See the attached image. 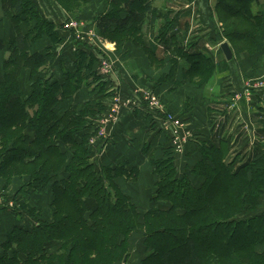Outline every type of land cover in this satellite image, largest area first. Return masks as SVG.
Listing matches in <instances>:
<instances>
[{"label":"trees","instance_id":"1","mask_svg":"<svg viewBox=\"0 0 264 264\" xmlns=\"http://www.w3.org/2000/svg\"><path fill=\"white\" fill-rule=\"evenodd\" d=\"M153 1L107 0L94 27L125 55L135 47L152 64L167 66L159 84L179 72L175 85L205 87L214 60L195 48L196 41L184 45L171 30L175 18ZM257 1H214L223 28L212 41L225 39L242 54L264 53V19L251 9ZM57 3L65 8L63 0ZM0 14L13 30L10 39L0 36V52L9 51L0 64V180L4 188L17 183L16 195L31 191L47 199L32 205V198L15 196L33 220L4 235L0 264H115L126 261L137 231L144 248L138 264H264V143L231 153L228 139L196 142L198 156L179 173L170 143L144 141L140 152L155 181L141 211L121 187L139 179V166L122 156L92 160L95 120L115 94L98 73L99 51L76 41L68 63L58 65L59 75L42 73L63 40L61 25L43 17L34 0H0ZM157 18L163 23L149 40L144 25ZM45 40L42 51L36 49ZM79 93L81 101L73 102ZM111 138L110 144L121 142Z\"/></svg>","mask_w":264,"mask_h":264},{"label":"crops","instance_id":"2","mask_svg":"<svg viewBox=\"0 0 264 264\" xmlns=\"http://www.w3.org/2000/svg\"><path fill=\"white\" fill-rule=\"evenodd\" d=\"M175 1V3H173ZM182 1V2H180ZM214 1L216 0H154L153 5L157 7L159 10L162 11H169V17H174V24L171 28L172 31H178L181 35L180 39L184 43V45L191 42V40L196 41L195 48L204 52L207 55L215 54L214 56V63H215V72L213 77L209 80V82L203 88H196L193 90L192 87H188V85L180 86L174 85L172 81L175 80V77H179V72L176 74L175 77L169 79L170 84L169 87L167 86L166 89H163V86L158 87L159 91L166 95L168 101L171 98H174L172 95H178L180 89H183V97L188 96L190 98L195 97V107H198L195 111V116L193 115L190 117L189 121L193 122V127L195 129V133L198 134L197 138L193 139L190 143L185 141L182 147V150L178 152L175 149V155L177 162L181 165H185V162L192 158V155H197L198 149L195 147L196 142L199 143L202 140H209L214 143H220L224 139L229 140L230 152L237 149V151L241 152H248L252 150V146L254 142L258 141V143H264V87L260 89H253L250 95H246L245 91V81L247 79L257 78L258 72H254L249 68V66H253L255 61H259L260 59L264 60V55L261 52H257L255 54L257 57L248 59H233L234 56L238 55L235 51L232 50L233 57L231 60H227L224 56L221 49H216V45L222 42V40H218L216 43L215 36H217V32H221V27L218 24L217 17L214 14L213 6ZM264 0H258L257 2L253 3L251 9H254V12H259L262 14L264 19ZM152 25L147 24V29L151 28V32L148 33V39L152 40L153 34L156 33L160 25H162L163 20L162 18H157L152 21ZM220 22V21H219ZM160 24V25H159ZM146 26V25H145ZM94 27V23H93ZM95 28V27H94ZM9 27L7 26V32ZM153 30V31H152ZM11 31V30H10ZM9 34V33H8ZM2 36V38L9 39L13 35ZM213 37V41H212ZM154 38V37H153ZM210 46V47H209ZM214 48V49H213ZM97 51L103 53V47H96ZM130 55L129 59H127V54L124 61H120L118 67H116V72L112 78V86L116 95H119L120 101L125 102L126 100L129 104L125 105L120 110V115H118V119L120 123H117V127L119 128L120 125L127 123V120L130 118L133 120L138 119L139 121H151L155 123V127L157 129L148 128L146 124H144V130L141 129L143 132L148 131L149 129L153 131H149L148 133L152 136L156 137V140H162L169 136V134H173V127L167 122L166 116L164 113H160V111L156 109H151L153 114L144 113L139 110H135L136 112L133 114L128 107L133 106L135 103L137 104L138 95L141 94L142 91L138 86L144 87L149 86V81L154 75L157 73L151 63L147 60L146 54L138 49L130 47ZM212 50V51H210ZM108 53V51L106 50ZM112 53V52H110ZM9 54L8 52H0V64L4 58H7ZM113 54V53H112ZM240 56V55H238ZM237 57V56H236ZM259 58V59H258ZM126 60V61H125ZM250 60V61H249ZM259 64V63H258ZM264 64V63H263ZM111 69L106 72L105 74H110L114 67L110 61ZM255 67V66H254ZM167 67H165L166 69ZM247 68V69H246ZM98 69V73L102 76H105L102 73L101 69ZM229 74V75H228ZM252 75L253 77H251ZM230 80V81H229ZM168 85V84H167ZM137 87V88H136ZM153 88V86L151 87ZM129 90L127 95L125 94L126 91ZM144 90V89H143ZM213 92L215 94V107H212V114L208 111L209 108L207 107V99H205L204 92ZM148 91L147 89L144 90ZM198 93H197V92ZM138 92V93H136ZM193 92V93H192ZM196 92V93H195ZM179 93V94H180ZM189 94V95H188ZM114 95V94H113ZM185 95V96H184ZM235 100L234 107H229L232 104L231 100ZM112 100V96L107 99V102L110 103ZM182 99H177V103H181ZM107 103V105H109ZM134 103V104H133ZM210 103V102H209ZM130 104H133L130 106ZM145 104V103H144ZM163 106L165 103H163ZM168 105L170 109L175 106V101ZM211 105V104H209ZM139 107V104H138ZM186 107L184 109L178 107L176 104V110L178 112L179 118H187L189 113L186 112ZM138 112V113H137ZM156 113V114H155ZM214 114V115H213ZM166 119V123H165ZM163 122H162V121ZM131 122V120H129ZM111 126H107V131L110 137H113L112 134L109 132V128ZM116 127V130H117ZM179 133L181 132L182 135H185L189 129L187 128V124L185 121H182V128H178ZM124 135V138H123ZM120 136L121 141L128 140L129 146L131 145V140L125 137V134ZM197 139V140H196ZM123 141V142H124ZM121 144V142H119ZM115 146L114 153H109V156L113 158L116 157H124V154H130L129 157H124L129 160V163H132V148H123V151L120 150L122 146L119 148L120 145ZM109 145H112L109 143ZM133 147V146H132ZM233 153V152H232ZM143 170L141 169V174H143ZM141 177V176H139ZM142 184H138V190L140 198H142L141 203L139 204V208L145 207V209L149 206L147 202L149 196L147 194V190L145 187L146 182L141 181ZM133 183V182H129ZM121 184L125 185L126 183ZM3 183L0 180V186ZM128 185V184H127ZM18 184H12L8 189H2L0 187V194L7 195L9 191H16ZM16 187V188H15ZM14 188V190H13ZM138 194V191H135ZM39 195L33 196L32 201L35 202V199L43 200L46 202V198H38ZM145 201V202H144ZM144 202V203H143ZM42 203V202H41ZM19 220V219H18ZM18 224V221L7 211V210H0V242H2L4 235L10 230V228L14 225ZM1 251V247H0ZM139 258L136 256H129L126 261L117 262L115 264H138Z\"/></svg>","mask_w":264,"mask_h":264},{"label":"rangeland","instance_id":"3","mask_svg":"<svg viewBox=\"0 0 264 264\" xmlns=\"http://www.w3.org/2000/svg\"><path fill=\"white\" fill-rule=\"evenodd\" d=\"M34 2L37 5L38 10L43 17L47 18L48 20L53 21L54 23H56L58 25H61L60 33L63 36V40L59 44V47L57 48V50L55 52L53 61L45 64L46 66H44L43 68H40L39 71L41 70L42 73L45 72L47 74L49 72H52V73H54V75H59V73H58L59 66L58 65L61 63V61H62V63L63 62L68 63L67 61L69 59V56L75 50L76 44L78 45V43H76V41L77 42H86L88 45H90L91 47H94V48L103 47V49H102L103 53L99 51V60H97L98 61L97 68L99 67V69H101V63L103 64L104 62H106V64L111 69V66H110V61H111L114 69L110 74H108V75L105 74V78H107L112 85V82H113L112 78H113L114 73L116 72V67L119 66L120 61H122V62L124 61L123 59H125L126 55L123 53V49H121V48L119 49L117 47L115 42H113L109 39H105L104 37H102L97 32V30L93 27V20H92L94 15L99 14L100 12H102V10L106 9L107 0H63V3H64L63 5H65L66 9L64 7H61L57 3V0H34ZM178 2H179V0H178ZM180 2H182V1H180ZM173 3H175V1ZM252 11L254 12L255 10L252 9ZM75 21L79 25L82 24L81 26L78 27V29L70 26V23H75ZM218 24L222 29L223 23L219 22V20H218ZM7 26L9 27V29L11 31L8 30V32H7ZM89 29H92V31H93V33H92L93 35L91 36V38H90V36H88L86 34V30H89ZM144 32L147 36H149L148 33L151 32V28L147 29V25L146 26L144 25ZM6 33L8 36L13 35V30H12L8 20L5 19V17L2 16V14H0V36H5L4 34H6ZM76 35H83L84 37H86V35H87L88 38H84V40H78ZM216 42L217 41H215L214 43H216ZM222 42H226V40L222 39ZM222 42H220V43H222ZM46 43H47L46 40L44 42H42L41 44L38 43L36 45V49L42 51V49ZM228 45L231 49L237 48V47L235 48L234 46L231 47L230 44H228ZM236 45L238 46L239 44H236ZM239 48L240 47H238L237 49L239 50ZM132 49H133V47H132ZM159 49H160V52L158 51V56H162V46L161 45H159ZM237 49H236V51L235 50H233V51H235V53L240 55V56H238V55H236L237 57L232 56L233 59H235V58L243 59L245 57L248 59H251V58L257 57L255 55V54H257V52L251 53V54L244 52L245 54H242V53H238ZM106 50L108 51V53L106 52ZM214 50H218V48H216ZM130 51L131 50H129L127 53V57H126L127 59H129V57H131ZM210 51H212V50H210ZM110 52H112L113 54ZM262 54L264 55V53H262ZM214 55L215 54H210V56L212 57L213 60L215 57ZM147 60L149 61L148 57H147ZM263 63H264V60L262 61L260 59L258 62L255 61L253 63V66L252 65L249 66L248 69H250L251 72L252 71L258 72V74L256 75L257 78H252V79H259V80L264 82V64ZM151 65L155 70H157V73L154 75L153 78L150 79V81H149L150 83H149L148 87L147 86H144V87L138 86V88L140 90L137 89V91H142V92H141V94H136V95H138L137 96L138 100L136 101L137 104L136 103L135 104L133 103L134 105L130 104V106L131 105H133V106L128 107V110H130L131 113H133V114L137 110L142 111L143 114L144 113H148L151 115L153 114V111L149 107L148 103L143 101L142 97H141L144 90L147 89L148 91H145V92H148V93L154 95L156 98H158V100H161V102L165 103L164 104V111H165L164 114L166 117L169 114L174 119H178L181 123H182V121L186 122L187 128L189 129V131H187V133L184 135V138H185V141H188L190 143L193 139H195V137L197 138V136H198V134L195 133V129L193 127V122H192L193 119L191 121H189L190 117H192L193 115L195 116V114H196L195 111H198L197 110L198 107H195V105H194L196 102V99H195V97L190 98V97L185 96V95H184L185 97H183L182 96L183 95V89H180L179 91H181V93L179 92L180 94L178 93L177 96H175L177 93L172 95L174 98H171V100L168 101V99L166 98V95L159 91L160 88L158 89V87H161V86H163V89H166L167 86L169 87V84H170L169 79L167 82H164V83L159 84V82H158L159 78L161 79L162 75H163L161 71H163L165 74L167 72L168 68L165 69V67H167V66L161 67V66H158L157 64L155 65L152 63H151ZM0 71H1V69H0ZM250 76L253 77L252 75H250ZM23 80H24V84L26 87L27 86L26 79L23 78ZM178 81H181L180 76L177 78L175 77V80L172 82L175 85ZM185 84L188 85V87H192L193 90H195V87L198 88L193 82H191V83L185 82L181 86H184ZM152 86H153V88H151ZM252 90L253 89H251V93H252ZM124 91H126L125 92L126 95L129 92V90H124ZM210 91L211 90H208V92H204V95H205L204 98L207 99L206 103H207V107L209 108L208 111L211 113L212 109H214L212 107H215L214 106L215 101H213L212 99H215L216 97H214L215 94H212L213 92H210ZM112 97H113V95H112ZM81 98H82V95L79 93L73 99V102L81 101ZM177 99H182L183 101L181 103H177L176 102ZM173 101H175V106H173V108H171V109H170V106L168 108V105H166V104L171 105L173 103ZM231 101H232V103L235 102V100L233 101V99ZM108 104L110 105V103H108ZM138 104H139V107H138ZM176 104L178 105V107H180V108L182 107L183 109H184V107H186L185 110L187 113H189V116L187 118L182 119V118L178 117V112H180V111L176 110ZM209 104H211V105H209ZM109 105H107V108L105 109V111L96 118L95 123H96L97 129H98L97 120L100 122V120H102L106 116V114L108 113V110H109ZM118 115H120V111L118 112L117 117L115 116L114 119L110 120L109 126H111V127L109 128L110 129L109 132L113 136L117 135L118 137L125 134V137H128L127 139L131 140L130 146H129V144H127L128 140H126V141L123 140L124 142L121 141V144H119L120 145L119 148L122 145H123L122 148H120V150H122V151H123V148H127V147L132 148V150H133L132 151V163L139 166L140 176H141V177H139V179L137 181H134L132 184L129 182L123 181L126 184L125 185L122 184L121 187L123 188V190L128 195L131 196L132 200L136 203V205L139 206V204L142 201V198H140V196H138L139 190H138L137 185L139 183L142 184V182H141L142 180L145 181L146 182L145 187H146V189L148 188L147 194L150 195L153 193V190H154L153 184L155 181L154 176L151 173L150 165L148 164L147 156L141 155L140 148L143 145L142 143L144 141H147V142L149 141V142H151L152 146H156V144L160 145V144L170 143L169 145H171V147L175 153L176 152L175 151L176 143L174 142V139H175V136H177L179 134V131H177L176 129H173V134H171V135L169 134V136L167 138L162 139V140H160V139L156 140L155 136H152L151 134L148 133L149 131H153V130H151L152 128L146 132H143L141 130V129L144 130V126H145L144 124H146L148 127V126H150V123L152 121H143V120L139 121L138 119L133 120L130 118L129 120H131V122L129 120H127V123L120 125V127L118 128L117 123H120L119 119H118ZM5 116H6V120H9L11 117L9 114H6ZM116 127H117V130H116ZM97 129L95 130V133L89 138V144H90V147L92 149V156H93L92 160L93 161L95 160L96 163L97 162L101 163V162L107 161V157H108L109 153H111V154L114 153L115 146L118 145V144H116V142L119 143V140H116V141L113 140L115 142V144L109 145L112 138L109 136L108 131H107L106 137H97L96 136ZM153 129L155 130L157 128L155 127ZM180 135H181V132H180ZM92 138L93 139L95 138L94 143L93 142L91 143ZM123 138H124V135H123ZM232 152L236 153L237 149L233 150ZM129 155L130 154H127V155L124 154V157H129ZM197 156H198V154H197ZM195 157H196V155H192V158H190V159H195ZM122 158H123V156H122ZM175 161L177 162V159H175ZM188 161L189 160H187L186 162H188ZM177 165H178L177 167H179V173H183L186 170L183 167V165H181L179 162H177ZM141 169L144 171L143 174H141ZM136 182H138V184ZM12 184H16V183L15 182L10 183V185H12ZM10 185L6 186L5 188L2 187L3 185L0 187L5 190V189L10 188L9 187ZM13 190H14V188H13ZM135 191H138V194H136ZM15 193H16V191L14 190V191H9V193L7 195H1L0 194V210L1 209L7 210L18 221V225H28L29 226V224L32 223L33 219H30L29 215L25 211L20 210V207H21L20 204H22V202L20 201L21 203L20 202L16 203L17 200H15V199H17V198H15V196H20V198L23 199V201H24L26 199L28 200V199L32 198L33 196H36V193L31 192V191H26V193L21 192L20 194H17V195ZM31 203H32V205H34L35 202L31 201ZM259 208L261 210H264V197L262 198V202H261ZM43 209L47 210L48 206L44 205ZM140 210L145 211L146 209H145V207H141ZM43 215L48 216V213L43 212ZM142 240H143V235H142L141 231H137V232L132 234L130 241H129V245H130L129 250H128V251H130L129 256H132V257L136 256L137 258H139V260L143 257L144 248L142 246ZM128 257H127V259H128ZM122 261H125V260H122Z\"/></svg>","mask_w":264,"mask_h":264},{"label":"built area","instance_id":"4","mask_svg":"<svg viewBox=\"0 0 264 264\" xmlns=\"http://www.w3.org/2000/svg\"><path fill=\"white\" fill-rule=\"evenodd\" d=\"M82 24H78L76 23H70V26L71 27H74V28H77L79 26H81ZM80 32V31H79ZM93 31L92 29H89V30H86V34L88 36H91L93 35L92 34ZM85 34V33H84ZM86 35V37H84L83 35H76V37L78 38V40H84V38H88ZM220 44H217L216 45V48L220 49ZM210 47V46H209ZM214 49V48H213ZM110 70L109 66L106 64V62H104L103 64L101 63V71L102 73H106ZM264 87V82L259 80V79H248L245 81V94L246 95H250L251 93V89H260V88H263ZM138 93V92H136ZM139 94V93H138ZM142 100L145 101L146 103H148L149 107L151 109H156L158 111H160V113H164V106L161 102V100H158V98H156L154 95L148 93V92H143L142 95ZM120 97L119 95H116L114 94L113 97H112V100L110 102V105H109V110H108V113L106 114V116L100 120V122L97 120V123H98V129H97V134L96 136L97 137H106L107 136V126L110 125V120L111 119H114V117L116 116L117 117V114L118 112L120 111V109L122 107H124L125 105L129 104V102L126 100L125 102H122L120 101ZM234 101V100H233ZM128 106V105H127ZM235 104L232 103L230 105V108L231 107H234ZM167 119V122L173 127V129H176L178 130V128H182V123L178 120V119H174L171 115H167L166 117ZM166 119H165V123H166ZM95 141V138L91 139V143L93 142L94 143ZM174 142L176 143L175 145V149L180 152L182 150V147H183V144L185 142V138H184V135H180V133L175 136V139H174Z\"/></svg>","mask_w":264,"mask_h":264},{"label":"water","instance_id":"5","mask_svg":"<svg viewBox=\"0 0 264 264\" xmlns=\"http://www.w3.org/2000/svg\"><path fill=\"white\" fill-rule=\"evenodd\" d=\"M221 50L227 60H230L232 58L233 53L227 42L221 43Z\"/></svg>","mask_w":264,"mask_h":264}]
</instances>
